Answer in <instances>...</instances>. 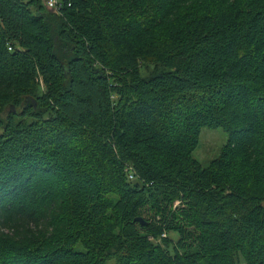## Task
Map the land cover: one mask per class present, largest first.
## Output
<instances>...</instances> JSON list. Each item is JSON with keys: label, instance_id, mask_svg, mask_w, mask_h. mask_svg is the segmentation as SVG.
Wrapping results in <instances>:
<instances>
[{"label": "trees", "instance_id": "trees-1", "mask_svg": "<svg viewBox=\"0 0 264 264\" xmlns=\"http://www.w3.org/2000/svg\"><path fill=\"white\" fill-rule=\"evenodd\" d=\"M58 1L0 0V264H264V0Z\"/></svg>", "mask_w": 264, "mask_h": 264}, {"label": "rangeland", "instance_id": "rangeland-1", "mask_svg": "<svg viewBox=\"0 0 264 264\" xmlns=\"http://www.w3.org/2000/svg\"><path fill=\"white\" fill-rule=\"evenodd\" d=\"M40 1L42 3V0ZM38 84H39V89L43 91L44 90L43 84H41L39 81H38ZM226 137L227 135L225 131L220 127H216V128L201 127L199 130L198 138H197V145L195 146V148L193 149L191 153L192 157L202 167L207 166L208 163L218 155L221 147L224 145L226 141ZM17 227L20 228L19 226ZM37 229L38 228H36V230ZM41 229H42L41 231L45 230L46 233H48V231L49 232L51 231L50 225L44 226ZM170 236H172V234H170ZM147 239L152 240L150 237H148ZM75 241L76 242L73 244V247L79 248V249L82 248V245H81L82 242L79 243L80 238L75 239ZM81 241H82V238H81ZM155 242L158 243L159 240L157 239L155 240Z\"/></svg>", "mask_w": 264, "mask_h": 264}, {"label": "built area", "instance_id": "built-area-1", "mask_svg": "<svg viewBox=\"0 0 264 264\" xmlns=\"http://www.w3.org/2000/svg\"><path fill=\"white\" fill-rule=\"evenodd\" d=\"M43 2V6L46 8V9H50V10H53V11H56L57 7L59 6L58 4V0H42ZM127 178L128 179H132L133 178V174L129 173L127 174Z\"/></svg>", "mask_w": 264, "mask_h": 264}, {"label": "water", "instance_id": "water-1", "mask_svg": "<svg viewBox=\"0 0 264 264\" xmlns=\"http://www.w3.org/2000/svg\"><path fill=\"white\" fill-rule=\"evenodd\" d=\"M135 220H137L140 224H144V221L141 218H135Z\"/></svg>", "mask_w": 264, "mask_h": 264}]
</instances>
